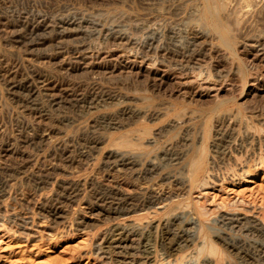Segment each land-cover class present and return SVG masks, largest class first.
<instances>
[{"label":"rangeland","instance_id":"1","mask_svg":"<svg viewBox=\"0 0 264 264\" xmlns=\"http://www.w3.org/2000/svg\"><path fill=\"white\" fill-rule=\"evenodd\" d=\"M263 233L264 0H0V264H264Z\"/></svg>","mask_w":264,"mask_h":264},{"label":"bare ground","instance_id":"2","mask_svg":"<svg viewBox=\"0 0 264 264\" xmlns=\"http://www.w3.org/2000/svg\"><path fill=\"white\" fill-rule=\"evenodd\" d=\"M34 31V30H33ZM52 100V99H51ZM51 106V105H50ZM34 108V107H33ZM44 109V108H43ZM45 112H47V111H45ZM125 159V158H124ZM126 161H128V160H126ZM195 165H196V163H195ZM123 166V165H122ZM200 165L198 164L197 166H196V169H195V174L198 172V168L200 169V167H199ZM127 167V166H126ZM194 168V166H192L191 165V168ZM203 168V167H202ZM201 170H203V169H201ZM199 173V172H198ZM201 173H202V171H201ZM135 174V173H134ZM192 175H194V173L192 174V172H191V176ZM198 175H200V174H198ZM198 177V176H197ZM196 177V178H197ZM191 178V177H190ZM194 182V181H193ZM199 182V181H198ZM196 186V185H195ZM39 187V186H38ZM70 188V187H69ZM78 188V187H77ZM73 191V190H72ZM76 191V190H75ZM107 191V190H106ZM119 191V190H118ZM117 191V192H118ZM100 192H101V190H100ZM109 192V191H108ZM107 192V193H108ZM115 192V191H114ZM104 193V192H103ZM116 193V192H115ZM101 194V193H100ZM65 195V194H64ZM71 195V194H70ZM117 195V194H116ZM63 196V195H62ZM122 196V195H121ZM65 197V196H64ZM71 197V196H70ZM95 197V196H94ZM107 197V196H106ZM116 198V197H115ZM153 198V197H152ZM95 199V198H94ZM97 199V198H96ZM108 200V199H107ZM116 200V199H115ZM114 200V201H115ZM100 201V200H99ZM103 201V200H102ZM132 201V200H131ZM130 201V202H131ZM156 201V200H155ZM104 203V202H103ZM108 203H111V202H107V204ZM137 203V202H136ZM152 203H154L152 200H151V198L150 199H148L147 198V200L146 201H144V202H141V205H146V204H152ZM109 206V205H108ZM115 206L116 207H118V209H120V211H122L124 214L125 213H127V212H129V211H132V210H134V208H132L133 207V205H129L128 204V201H126V198L124 199L123 197H121V199H120V201H118V203H115ZM132 206V207H131ZM143 207V206H142ZM106 208V207H105ZM110 208V207H109ZM114 210V209H113ZM188 221V220H187ZM231 221V220H230ZM236 221V220H235ZM253 224V223H252ZM193 226V225H192ZM190 227V226H189ZM259 227V226H258ZM145 229V228H144ZM188 230V229H187ZM248 230V229H247ZM254 230H255V228H254ZM251 231V230H250ZM112 233V235L115 233V234H117L119 237H121L123 240H127L128 239V237L129 236H133V237H137L138 239H141L142 237H144L145 236V233L144 232H142V229H141V231L139 230V229H137V228H132L131 227V229L130 230H128L125 226L123 227V226H121V227H114L113 229H112V231H111ZM201 232V231H200ZM262 232H263V230H262ZM172 233V232H171ZM193 233V232H192ZM259 233H261L260 231H259ZM174 234V233H173ZM182 234V233H181ZM189 234V233H188ZM191 234V233H190ZM200 234V233H199ZM255 234V233H254ZM264 234V233H263ZM149 235V234H148ZM147 236V235H146ZM193 236V235H192ZM263 236V235H262ZM112 237H114V236H112ZM181 237V236H180ZM184 237V236H183ZM256 237V236H255ZM264 237V236H263ZM110 238H111V236H110ZM116 238V237H115ZM146 238V237H145ZM182 238V237H181ZM195 238V237H194ZM179 240V239H178ZM186 240V239H185ZM255 241V240H254ZM179 241H177V243H178ZM182 242V241H181ZM149 243V242H148ZM174 243H176V242H174ZM189 243V242H188ZM234 243V242H233ZM160 244V243H159ZM163 244V243H162ZM180 244H182V243H180ZM167 245V244H166ZM236 245V244H235ZM253 245V244H252ZM255 245V244H254ZM259 245V244H258ZM162 246V245H161ZM164 246V245H163ZM260 247V246H259ZM258 247V248H259ZM240 248V247H239ZM264 248V247H263ZM162 249H164L163 247H162ZM163 251V250H162ZM145 252H147L148 254L150 253L149 252V250L148 249H145ZM246 252V251H245ZM148 254H146V255H148ZM161 254V253H160ZM247 255V254H246ZM262 256H263V260H264V252L262 253ZM257 257V256H256ZM254 258V257H253ZM262 259V258H261ZM254 261V260H253ZM254 263H256V262H254ZM264 263V262H263Z\"/></svg>","mask_w":264,"mask_h":264}]
</instances>
